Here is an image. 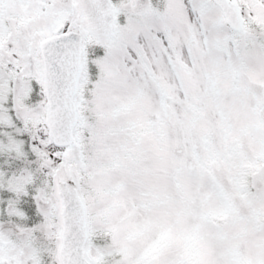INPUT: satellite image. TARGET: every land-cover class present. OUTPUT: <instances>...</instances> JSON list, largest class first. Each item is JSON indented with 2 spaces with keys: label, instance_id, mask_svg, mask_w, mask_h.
Listing matches in <instances>:
<instances>
[{
  "label": "snow or ice",
  "instance_id": "obj_1",
  "mask_svg": "<svg viewBox=\"0 0 264 264\" xmlns=\"http://www.w3.org/2000/svg\"><path fill=\"white\" fill-rule=\"evenodd\" d=\"M0 264H264V0H0Z\"/></svg>",
  "mask_w": 264,
  "mask_h": 264
}]
</instances>
